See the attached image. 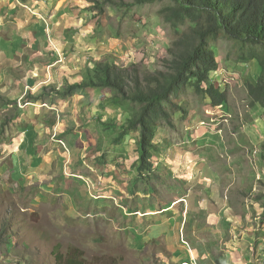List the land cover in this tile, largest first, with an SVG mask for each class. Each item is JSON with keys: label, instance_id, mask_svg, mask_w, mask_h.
Returning a JSON list of instances; mask_svg holds the SVG:
<instances>
[{"label": "rangeland", "instance_id": "374dc122", "mask_svg": "<svg viewBox=\"0 0 264 264\" xmlns=\"http://www.w3.org/2000/svg\"><path fill=\"white\" fill-rule=\"evenodd\" d=\"M100 1L104 11L97 16L86 10L94 0H37L40 15L34 16L42 23H31L23 10L2 20L0 230L6 229L0 264H57L56 248L65 253L71 247L92 264H264V108L252 104L246 86L256 82L259 64L240 59L239 44L229 37L211 40L220 62L211 78L228 90V100L213 106L193 80L174 97L181 107L166 103L171 122L161 119L153 157L159 163L178 150L196 160L197 169L185 162L179 174L170 159L161 173L153 168L141 175L133 158L138 131L116 139L140 103L118 100L109 88H81L67 96L53 89L81 82L92 59L166 69L168 47L191 22L175 27L166 21L162 10L172 0ZM57 63L64 66L51 81L50 74L41 76L43 65ZM37 74L30 88L27 78ZM55 101L65 103L63 113L36 105ZM124 144L127 164L139 174L129 179L112 173V179L106 168L125 169ZM142 190L158 209L184 198L175 206L183 217L165 218L169 228L160 231L161 217L129 212Z\"/></svg>", "mask_w": 264, "mask_h": 264}, {"label": "trees", "instance_id": "16d2710c", "mask_svg": "<svg viewBox=\"0 0 264 264\" xmlns=\"http://www.w3.org/2000/svg\"><path fill=\"white\" fill-rule=\"evenodd\" d=\"M135 1L153 3L162 0ZM172 1L173 5L162 10L166 21L175 27L186 21L191 24L168 47L169 56L164 60L166 69L142 71L137 65L119 64L114 57L92 59L93 66L81 82L68 83L64 90L53 89L60 96H67L81 88H109L118 100L140 103L139 110L122 126L116 138L125 137L129 131H138L137 169L140 174L154 168L156 135L161 119L171 122L166 103L181 107L174 97L184 92L193 80L197 81L198 93L208 97L213 106H220L228 100V90L221 89L211 78V73L220 67L211 40L227 36L239 44L240 59H253L259 64L260 74L256 82H248L246 86L252 104L264 108V0ZM94 2L86 10L97 16L104 11V3L100 0ZM71 8L73 6L69 5L65 11ZM29 97L38 99L39 96ZM5 229L0 230V247ZM55 260L57 264H92L85 260L83 251L75 247L65 253L56 248Z\"/></svg>", "mask_w": 264, "mask_h": 264}, {"label": "crops", "instance_id": "0c3cea01", "mask_svg": "<svg viewBox=\"0 0 264 264\" xmlns=\"http://www.w3.org/2000/svg\"><path fill=\"white\" fill-rule=\"evenodd\" d=\"M65 8L62 10L63 11V14H65V13H67L69 11V10L68 11H65ZM40 9L41 8H40L39 4L37 3V0H0V29H1V25H2V20L4 19L6 13L7 12L8 13H11V12H14L16 10H23V14L26 15V17L29 16L31 18V21H30L31 23H33V21L35 20L36 21V24H40V23H42V21L40 19L38 20L39 17L37 18L36 16H34V15H40V13L38 14V12H35V11H39ZM47 21H48V26H49L51 19H48ZM31 23L26 22L24 24H25V26H28V25H31ZM49 32H50V26H49ZM50 38H51L50 41L55 45L51 33H50ZM55 47L61 53L60 48L58 46H55ZM61 64L60 63L59 64L57 63L55 65L49 66L48 68H47V65H43L41 67V71H42L41 76H46L47 77V75L50 74L49 75V79H50L49 81H51L52 78H53V73H55L56 70L61 69L64 66V65H61ZM37 78H38V74L35 75L34 77L27 78V82H29L28 85H30V88H32L35 85V83L37 81ZM48 83H50V82H46L45 81V84H48ZM51 84H53V83L51 82ZM48 85H50V84H48ZM48 85H45V86H48ZM32 91H34V90H32ZM52 104H53L52 106H49L46 103L45 104L37 103L36 105L39 106V107H41V108L42 107H45L47 105L48 107H50V109H53V110L59 109V112L62 110V113H63V109L66 107L65 106V103H63V102L60 103V101H55V103H52ZM55 121L58 122L57 119L54 120V122ZM123 146H124V148L121 151H122V153H125V154H122L123 157H124V159H125V160H123V162L125 163L123 165V167L125 169L122 170L121 167H118L116 169L113 168L112 170H110L112 167L108 169L107 166H106L107 167L106 169L108 171H110L111 174L114 173L115 176L120 175L122 172H124L123 176L128 177L129 179H134L135 177H137V174H139V173H138L137 169H132L127 164L128 156L126 154L128 153V148H127L128 145L127 144H124ZM176 151L177 152H176V154H175V156L173 158H171L169 156L170 155V152H168L167 153V155H168L167 157L168 158H166L165 160L160 159L159 160V163L158 162H154V168H155L154 170L156 171L158 169L156 173H158V174L161 173V171L163 170V167L164 166L165 167H171L170 166L171 163H169V160L170 159H174L175 161H177V164H178V167L177 168H178V173L179 174H182V168H184L185 162H186L187 165H191L192 166V170H194L195 168L197 169V167H198L197 165L199 163L196 164V160L195 161H193V160L190 161V159H192V158L185 156V153H182L181 154L180 151H178V150H176ZM137 155L138 156L133 157L136 160L139 158V151H138ZM155 165H158V166H155ZM201 169L202 170H205L206 169V167L204 165V162L201 165ZM95 173H97V172H95ZM191 173L192 172L189 169L188 170V176ZM115 176L113 177V174H112L111 175L112 179H114ZM107 177H108V174H107ZM118 179H121V178H118ZM123 183H126V181L123 182ZM142 192H144V191L142 190V191H137L136 192L138 194V197L136 198L137 199V206L138 207L137 208H132V209H130L129 207H127V208H129V212H131V213H135L136 211L137 212H141V213L144 212V216L143 217H145V218L154 219L155 217H161L163 219L162 221L164 223L159 226V228L161 229L160 231L168 230V228H169V225H170L169 223L170 222L167 224L164 221L165 218L169 220V217L174 218V219H178V217H181V218L183 217V215H180L178 212H176L175 206L178 203H180L182 201H185L184 198L181 199V200H178L175 203H170V204H166L164 206H161L159 208V209L162 208L161 211H155V210H159V209L154 205V203H149L148 201H145L144 198H143V193ZM126 196H127V199L128 200L132 197L131 195H129V190L126 193ZM214 198L218 200L216 193L214 194ZM220 199L218 201H221L222 202L221 205H224L225 200L223 198H220ZM128 204H130V202ZM191 209H192V203L189 204V210H191ZM168 212H171L172 214L169 215ZM187 216H188V214H187Z\"/></svg>", "mask_w": 264, "mask_h": 264}]
</instances>
